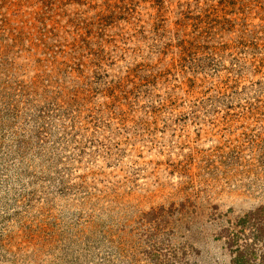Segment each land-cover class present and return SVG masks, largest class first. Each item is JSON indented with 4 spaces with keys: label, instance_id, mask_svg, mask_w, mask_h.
<instances>
[{
    "label": "rangeland",
    "instance_id": "1",
    "mask_svg": "<svg viewBox=\"0 0 264 264\" xmlns=\"http://www.w3.org/2000/svg\"><path fill=\"white\" fill-rule=\"evenodd\" d=\"M0 264H264V0H0Z\"/></svg>",
    "mask_w": 264,
    "mask_h": 264
}]
</instances>
